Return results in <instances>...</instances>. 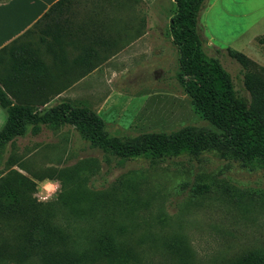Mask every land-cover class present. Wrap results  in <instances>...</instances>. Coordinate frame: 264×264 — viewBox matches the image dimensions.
<instances>
[{
	"label": "rangeland",
	"instance_id": "374dc122",
	"mask_svg": "<svg viewBox=\"0 0 264 264\" xmlns=\"http://www.w3.org/2000/svg\"><path fill=\"white\" fill-rule=\"evenodd\" d=\"M102 2L84 0L92 9ZM118 2L122 8L146 10L154 23L153 59L116 66L115 79L106 82V103L98 115L108 134L134 138L183 127L221 133L194 112L177 82L178 53L168 30L174 2ZM41 30L26 35L23 45L33 50L45 36ZM199 30L205 39L202 52L218 60L237 93L248 99L242 69L225 49L241 52L264 68V44L257 42L264 37V0H206ZM35 98L30 100L35 103ZM53 104L34 108L42 114ZM0 112L5 124L6 115ZM222 152L226 148L221 146L197 157L124 160L85 141L68 125H27L23 135L0 146V175L14 170L32 179L33 198L39 203L54 202L80 185L87 191L82 208L91 211L93 225L103 207L94 194L115 200L129 194V210L119 208L116 213V231L136 264H229L252 250L264 254V171ZM41 177L46 179L35 180ZM52 181L59 182L57 195Z\"/></svg>",
	"mask_w": 264,
	"mask_h": 264
},
{
	"label": "trees",
	"instance_id": "16d2710c",
	"mask_svg": "<svg viewBox=\"0 0 264 264\" xmlns=\"http://www.w3.org/2000/svg\"><path fill=\"white\" fill-rule=\"evenodd\" d=\"M64 1L52 5L31 29L0 53L15 47ZM172 1L175 10L168 30L178 53L177 82L194 112L221 133H196L192 127H183L170 133L119 138L110 136L102 118L88 108L63 102L40 114L34 107L44 106L52 98L39 97L35 103L14 104L0 87V109L6 115L0 130V146L23 135L27 125H68L85 141L124 160L144 158L156 162L197 157L222 146L226 152L221 154L227 153L245 167L264 171V68L241 52L225 49L226 55L242 69V84L249 98L241 97L218 60L208 59L202 52L205 39L199 30V17L206 0ZM44 31L49 33V26ZM257 42L264 44V37ZM16 50L23 53L20 61L16 60L20 55L12 56L16 66H35L32 49L21 46ZM95 67L90 66V71ZM34 191L35 182L14 170L0 175V264H131L132 261L136 264L134 254L125 247L120 231H116V213L119 208L129 210V194L124 192L120 200L107 196L102 199L94 194L92 198L99 199L103 207L98 223L93 225L91 211L82 208L87 191L80 185L47 203L37 202ZM229 264H264V254L252 250Z\"/></svg>",
	"mask_w": 264,
	"mask_h": 264
},
{
	"label": "crops",
	"instance_id": "0c3cea01",
	"mask_svg": "<svg viewBox=\"0 0 264 264\" xmlns=\"http://www.w3.org/2000/svg\"><path fill=\"white\" fill-rule=\"evenodd\" d=\"M58 1L0 0V50L31 29ZM101 1L92 9L84 0H65L40 21L34 29L40 27L45 36L32 50L34 67L16 66L23 54L16 49L24 46L25 39L0 53V87L14 104L49 97L42 107L65 102L98 114L106 103V82L118 74L115 67L123 63L138 66L153 59L154 23L146 10L122 8L119 0ZM47 26L49 33L44 31ZM15 54L20 56L14 64ZM90 66L97 67L90 71Z\"/></svg>",
	"mask_w": 264,
	"mask_h": 264
},
{
	"label": "clouds",
	"instance_id": "9594fccd",
	"mask_svg": "<svg viewBox=\"0 0 264 264\" xmlns=\"http://www.w3.org/2000/svg\"><path fill=\"white\" fill-rule=\"evenodd\" d=\"M52 183L54 184L53 195H57V194H59V191H60V185H59V182H57V181H52ZM49 198H51V197H49Z\"/></svg>",
	"mask_w": 264,
	"mask_h": 264
}]
</instances>
